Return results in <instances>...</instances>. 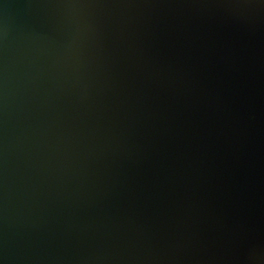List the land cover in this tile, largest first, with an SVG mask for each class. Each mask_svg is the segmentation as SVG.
<instances>
[{
  "label": "water",
  "instance_id": "95a60500",
  "mask_svg": "<svg viewBox=\"0 0 264 264\" xmlns=\"http://www.w3.org/2000/svg\"><path fill=\"white\" fill-rule=\"evenodd\" d=\"M0 264H264V0H0Z\"/></svg>",
  "mask_w": 264,
  "mask_h": 264
}]
</instances>
